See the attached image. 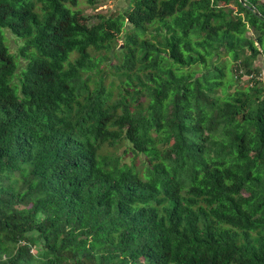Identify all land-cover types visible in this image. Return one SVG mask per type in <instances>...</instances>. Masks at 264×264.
<instances>
[{
    "label": "trees",
    "instance_id": "trees-1",
    "mask_svg": "<svg viewBox=\"0 0 264 264\" xmlns=\"http://www.w3.org/2000/svg\"><path fill=\"white\" fill-rule=\"evenodd\" d=\"M244 2L0 0V264H264Z\"/></svg>",
    "mask_w": 264,
    "mask_h": 264
},
{
    "label": "rangeland",
    "instance_id": "rangeland-1",
    "mask_svg": "<svg viewBox=\"0 0 264 264\" xmlns=\"http://www.w3.org/2000/svg\"><path fill=\"white\" fill-rule=\"evenodd\" d=\"M129 1L130 0H93V2H90L89 0H78L76 8L88 15H95L96 13L115 14L118 10L126 8ZM262 1L264 2V0ZM92 20L93 18H91V21ZM8 43L14 51L16 43L11 38H9ZM72 56L74 57V55ZM258 63L264 67L263 57L260 58ZM262 76H264V71H262ZM243 79H246V77L244 76Z\"/></svg>",
    "mask_w": 264,
    "mask_h": 264
},
{
    "label": "water",
    "instance_id": "water-1",
    "mask_svg": "<svg viewBox=\"0 0 264 264\" xmlns=\"http://www.w3.org/2000/svg\"><path fill=\"white\" fill-rule=\"evenodd\" d=\"M240 1H241V3H242L244 6L250 7L248 4H246V3L244 2V0H240ZM263 61H264V54H263Z\"/></svg>",
    "mask_w": 264,
    "mask_h": 264
}]
</instances>
